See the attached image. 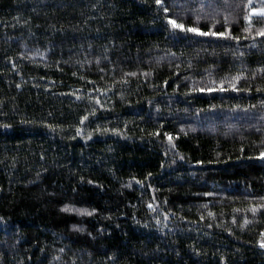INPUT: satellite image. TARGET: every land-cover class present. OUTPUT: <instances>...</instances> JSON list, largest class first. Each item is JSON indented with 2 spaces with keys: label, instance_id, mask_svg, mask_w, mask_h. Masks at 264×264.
<instances>
[{
  "label": "trees",
  "instance_id": "1",
  "mask_svg": "<svg viewBox=\"0 0 264 264\" xmlns=\"http://www.w3.org/2000/svg\"><path fill=\"white\" fill-rule=\"evenodd\" d=\"M250 11L0 0V264H264Z\"/></svg>",
  "mask_w": 264,
  "mask_h": 264
},
{
  "label": "snow or ice",
  "instance_id": "2",
  "mask_svg": "<svg viewBox=\"0 0 264 264\" xmlns=\"http://www.w3.org/2000/svg\"><path fill=\"white\" fill-rule=\"evenodd\" d=\"M156 3L158 5L162 6V0H156ZM252 3L253 0H248V5L251 8V11L249 12V14L247 16H245L246 20L251 21L253 14L258 15L260 18H264V0H261V4L260 6H256V7H252ZM165 12L168 11L167 8L163 9ZM169 23L172 25L173 28H178V29H184L186 31H191V32H199L200 30L198 28H186L182 23H178L175 19H171L169 18ZM225 23H227V20H225ZM249 29H245V31H248ZM201 35H219V36H225V35H229L230 33L227 32H220V33H216V32H201ZM258 35H262L264 36V28H261L258 30L257 32ZM169 139H171V137H169ZM262 156H264V152L261 153ZM262 207H264V205H262ZM253 211H255V208H253ZM264 235V234H262ZM261 246L264 247V240H261Z\"/></svg>",
  "mask_w": 264,
  "mask_h": 264
}]
</instances>
